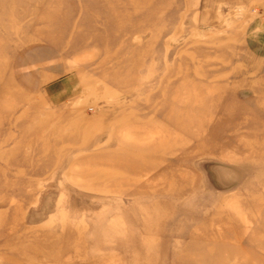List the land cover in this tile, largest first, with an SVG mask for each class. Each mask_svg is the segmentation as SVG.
Listing matches in <instances>:
<instances>
[{
  "label": "rangeland",
  "instance_id": "1",
  "mask_svg": "<svg viewBox=\"0 0 264 264\" xmlns=\"http://www.w3.org/2000/svg\"><path fill=\"white\" fill-rule=\"evenodd\" d=\"M0 264H264V0H0Z\"/></svg>",
  "mask_w": 264,
  "mask_h": 264
},
{
  "label": "bare ground",
  "instance_id": "2",
  "mask_svg": "<svg viewBox=\"0 0 264 264\" xmlns=\"http://www.w3.org/2000/svg\"><path fill=\"white\" fill-rule=\"evenodd\" d=\"M131 166V165H130ZM133 168V167H132ZM134 169V168H133ZM255 238V237H254ZM254 240V239H253ZM254 241H256V239L254 240Z\"/></svg>",
  "mask_w": 264,
  "mask_h": 264
}]
</instances>
